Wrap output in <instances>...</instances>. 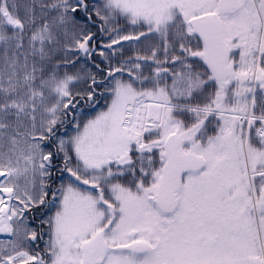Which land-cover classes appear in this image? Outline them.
Returning <instances> with one entry per match:
<instances>
[{
    "label": "snow or ice",
    "instance_id": "snow-or-ice-1",
    "mask_svg": "<svg viewBox=\"0 0 264 264\" xmlns=\"http://www.w3.org/2000/svg\"><path fill=\"white\" fill-rule=\"evenodd\" d=\"M0 237V264H264V0H0Z\"/></svg>",
    "mask_w": 264,
    "mask_h": 264
},
{
    "label": "trees",
    "instance_id": "trees-1",
    "mask_svg": "<svg viewBox=\"0 0 264 264\" xmlns=\"http://www.w3.org/2000/svg\"><path fill=\"white\" fill-rule=\"evenodd\" d=\"M122 23H123V22H122ZM130 31H132V30H131V29H126V32H130ZM104 42H105V43H108V42H110V41L105 40ZM147 43H149V41H142V42H141V45H140L139 47H142L144 44H147ZM130 47H131V46L128 45V44H125V45H124V49H125V54H126V55L130 54V52L127 51ZM69 58L72 59L73 57H69ZM117 59H118V58H117ZM81 63H83V61H81ZM112 63H113L114 65H116V64H117V60L114 59V60L112 61ZM77 67H80V65H77ZM63 70H64V69H61V71H63ZM71 71H75V69H71ZM81 87H86V85H83V84H77V85L74 86V90L79 89V88H81ZM100 103H101V105H102V104L104 103L103 100H101ZM93 114H94V113H93Z\"/></svg>",
    "mask_w": 264,
    "mask_h": 264
},
{
    "label": "bare ground",
    "instance_id": "bare-ground-1",
    "mask_svg": "<svg viewBox=\"0 0 264 264\" xmlns=\"http://www.w3.org/2000/svg\"><path fill=\"white\" fill-rule=\"evenodd\" d=\"M0 238H3V237H0Z\"/></svg>",
    "mask_w": 264,
    "mask_h": 264
}]
</instances>
